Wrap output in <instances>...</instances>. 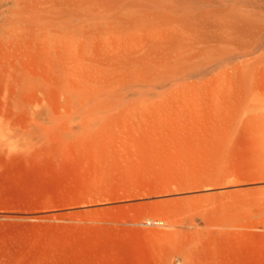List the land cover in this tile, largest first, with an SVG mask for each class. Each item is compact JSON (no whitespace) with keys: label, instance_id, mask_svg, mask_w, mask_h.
Listing matches in <instances>:
<instances>
[{"label":"rangeland","instance_id":"374dc122","mask_svg":"<svg viewBox=\"0 0 264 264\" xmlns=\"http://www.w3.org/2000/svg\"><path fill=\"white\" fill-rule=\"evenodd\" d=\"M255 217L264 0H0V264H264Z\"/></svg>","mask_w":264,"mask_h":264},{"label":"bare ground","instance_id":"6f19581e","mask_svg":"<svg viewBox=\"0 0 264 264\" xmlns=\"http://www.w3.org/2000/svg\"><path fill=\"white\" fill-rule=\"evenodd\" d=\"M231 48V47H230ZM230 92V91H229ZM228 92V93H229ZM146 93H148V92H146ZM144 104H142V106H143ZM74 107V106H73ZM73 110H75V109H73ZM87 112V111H86ZM88 113V112H87ZM230 181H232V179H230ZM228 183H229V181H228ZM195 227H197V226H195ZM173 228V227H172ZM221 228H223V227H221ZM251 228H252V230H253V232H254V236H256V234H257V232L259 231V230H261V235H264V218L263 219H259L258 217H255V219L253 220V223H252V225H251ZM173 229H175V228H173ZM197 232V231H196ZM186 254V253H185Z\"/></svg>","mask_w":264,"mask_h":264}]
</instances>
